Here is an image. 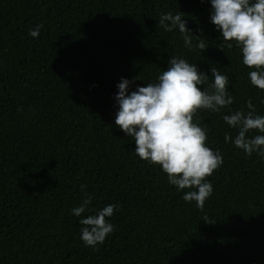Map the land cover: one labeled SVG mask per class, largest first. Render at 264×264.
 <instances>
[{"label": "trees", "instance_id": "trees-1", "mask_svg": "<svg viewBox=\"0 0 264 264\" xmlns=\"http://www.w3.org/2000/svg\"><path fill=\"white\" fill-rule=\"evenodd\" d=\"M168 12L186 20L192 47L178 28L158 27ZM172 57L209 84L217 68L234 97L194 118L223 157L203 210L115 125L122 78H138L130 94L156 82ZM250 71L211 23L210 0H0V264H264V158L238 149L223 119L250 111L249 100L264 116ZM110 204L119 206L106 218L114 231L98 251L85 246L80 219Z\"/></svg>", "mask_w": 264, "mask_h": 264}, {"label": "clouds", "instance_id": "clouds-1", "mask_svg": "<svg viewBox=\"0 0 264 264\" xmlns=\"http://www.w3.org/2000/svg\"><path fill=\"white\" fill-rule=\"evenodd\" d=\"M210 3L211 23L222 34L228 48H232L233 43L240 48L243 64L251 69L248 73L251 84L264 90V0H210ZM42 27L37 25L30 29L29 35L39 37ZM158 27L167 32L178 28L185 45L193 46L192 32L181 13L162 14ZM196 47L203 51L207 49L203 38ZM211 73L214 82L209 84V76L195 64L172 57L168 69L162 71L156 82L137 87L129 94L130 84L138 78L133 81L122 78L116 96L119 110L115 125L133 138L136 155L161 167L168 182L177 190L187 189L183 199L194 201L200 210L213 194L208 178L222 166L223 157L207 146V130L198 120L194 122V118L201 110L219 112L234 102L228 92L229 78L215 67L211 68ZM205 85L207 87L201 90ZM247 107L250 109L247 113L236 111L223 119L237 130L234 144L238 149L249 157L256 153L264 158V116L255 114L251 100ZM250 132L260 134L250 137ZM224 139L233 142L227 133ZM85 188L86 185H81L82 191ZM91 203L90 197L84 199L80 206L72 209L73 214L80 217ZM118 208V205L110 204L101 210H92L94 215L80 219L83 226L81 239L85 246L99 250L97 246L114 231L113 224L106 218L112 217Z\"/></svg>", "mask_w": 264, "mask_h": 264}]
</instances>
